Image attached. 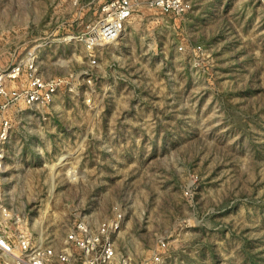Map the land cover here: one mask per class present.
<instances>
[{
    "label": "rangeland",
    "instance_id": "374dc122",
    "mask_svg": "<svg viewBox=\"0 0 264 264\" xmlns=\"http://www.w3.org/2000/svg\"><path fill=\"white\" fill-rule=\"evenodd\" d=\"M101 2L0 0V68L33 56L63 79L10 109L0 200L56 248L81 218L117 219L132 264H264V0L141 1L93 52L63 40Z\"/></svg>",
    "mask_w": 264,
    "mask_h": 264
},
{
    "label": "built area",
    "instance_id": "2783aa9c",
    "mask_svg": "<svg viewBox=\"0 0 264 264\" xmlns=\"http://www.w3.org/2000/svg\"><path fill=\"white\" fill-rule=\"evenodd\" d=\"M141 1L161 13L174 16H182L191 8L190 0H102L100 13L88 24L86 32L80 36L69 34L63 40L77 38L93 52L98 46L121 36L126 21ZM92 56L95 62V56ZM9 80H19L21 85L9 87ZM62 81L60 77H43L33 56L0 68V172L5 165L12 127L10 109L21 104L27 107L49 104ZM21 221L20 216L12 213L0 200V264H132L128 256L117 253L113 241V235L119 229L117 219L102 220L93 226L81 218L67 233L66 245L58 248L37 242ZM158 260L156 255L154 261Z\"/></svg>",
    "mask_w": 264,
    "mask_h": 264
},
{
    "label": "bare ground",
    "instance_id": "6f19581e",
    "mask_svg": "<svg viewBox=\"0 0 264 264\" xmlns=\"http://www.w3.org/2000/svg\"><path fill=\"white\" fill-rule=\"evenodd\" d=\"M123 31H124V29H123ZM122 33H123V32H122ZM121 35H122V34H121ZM120 37H121V36H120ZM120 37H119V38H120Z\"/></svg>",
    "mask_w": 264,
    "mask_h": 264
}]
</instances>
